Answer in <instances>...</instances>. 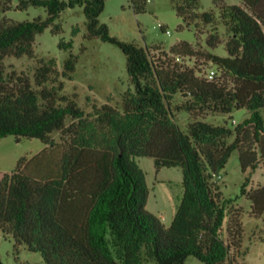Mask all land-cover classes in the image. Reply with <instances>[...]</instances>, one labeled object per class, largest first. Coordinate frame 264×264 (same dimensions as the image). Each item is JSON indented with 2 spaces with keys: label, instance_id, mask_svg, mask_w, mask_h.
Segmentation results:
<instances>
[{
  "label": "trees",
  "instance_id": "trees-1",
  "mask_svg": "<svg viewBox=\"0 0 264 264\" xmlns=\"http://www.w3.org/2000/svg\"><path fill=\"white\" fill-rule=\"evenodd\" d=\"M243 1L216 0L218 19L214 10L198 11L199 0H175L187 25L200 20L218 30L221 20L228 54L181 40L156 59L148 47L111 34L100 20L106 0H0V138L14 134L46 144L20 158L13 171H0V229L16 245L40 252L36 264H185L189 255L206 264H243L237 262L245 254L242 208L227 216L228 199L215 179L238 150L249 173L241 193L264 224V184L247 189L264 160V0ZM147 3L131 0L137 13ZM30 6H44L47 17L7 15ZM76 6H83L87 38L113 42L126 55L134 89L122 94L121 105L105 102L87 113L75 96L62 92L61 75L71 78L79 60L73 52L61 72L54 58L43 57L33 78L6 72V57L36 56L37 34ZM222 41L219 32L208 34L209 47ZM59 46L72 48L73 41ZM201 56L216 67L213 78L196 65ZM184 57H195V64ZM178 93L183 100L173 103ZM241 107L250 115L235 127L199 116ZM182 110L191 115L186 129L176 119L175 111ZM142 156L154 158L157 169L183 168L184 194L169 226L146 207L150 190Z\"/></svg>",
  "mask_w": 264,
  "mask_h": 264
},
{
  "label": "rangeland",
  "instance_id": "rangeland-1",
  "mask_svg": "<svg viewBox=\"0 0 264 264\" xmlns=\"http://www.w3.org/2000/svg\"><path fill=\"white\" fill-rule=\"evenodd\" d=\"M229 4H243V0H225ZM18 0H14L16 4ZM214 10L220 19V10L216 0H199L198 11ZM7 15L17 20L34 19L37 16L47 17L44 6H30L27 9L12 8ZM100 20L109 26L111 34L123 40L133 41L140 46L148 47L152 56L158 59L169 52L171 47L181 40L191 42L197 48L227 55L225 42L229 34L225 25L218 20V30L212 24H205L198 20L187 25L183 17L178 14L175 0H148L147 10L137 13L131 0H106L105 8L100 14ZM161 24L166 29L161 28ZM59 26L60 29L55 28ZM78 32L74 33V28ZM55 29V30H53ZM169 30L170 32H167ZM217 31L222 36V43L217 47H209L208 34ZM86 15L83 6L69 7L63 10L53 24L43 32L38 33L35 41L36 56L5 58L6 72L17 71L29 74L32 78L39 59L54 58L56 66L61 72L64 61L70 52L79 56L75 72L72 77L61 75L64 81L63 93L76 97L78 103L89 113L94 105L100 106L105 102L121 105L122 94L134 87L130 82L127 71V58L123 50L113 42L104 41L99 37L87 38ZM61 40L73 41L72 48H61ZM181 59V58H180ZM190 65H194L195 57H184ZM204 74L215 68L211 61L205 57H198L197 64ZM51 86V83L49 84ZM183 100L181 93L176 94L173 103ZM264 117V107L261 109ZM179 125L186 129L191 120L189 112L175 111ZM250 115L246 107L235 108L231 113L204 111L200 117L215 124H224L235 127ZM71 121V118L68 120ZM58 141L59 132L54 133ZM234 136L230 137L233 141ZM46 144L39 138L20 137L9 134L0 138V171H13L20 158H31L44 149ZM139 162L144 168L149 187V197L146 207L159 215L164 223L169 226L181 203L184 194L183 168L181 166H163L156 170L154 158L149 156L139 157ZM249 173L243 171L238 150L230 156L226 167L216 176L220 185L222 199L225 200L227 216L234 207L242 208V221L244 226V240L242 249L245 254L237 257V262L243 264H264V239L260 238L264 227L260 217L251 215L252 202L247 195L241 193L243 182ZM264 184V160L252 173L247 189ZM227 217V218H228ZM40 252L31 251L25 244L16 245L12 235L5 234L0 229V264H36L42 261ZM185 264H206L195 255H189ZM224 264H229L228 261Z\"/></svg>",
  "mask_w": 264,
  "mask_h": 264
},
{
  "label": "built area",
  "instance_id": "built-area-1",
  "mask_svg": "<svg viewBox=\"0 0 264 264\" xmlns=\"http://www.w3.org/2000/svg\"><path fill=\"white\" fill-rule=\"evenodd\" d=\"M167 32H170L169 30H167ZM217 71L215 68H211L210 70H208L207 76L209 78H213L216 75Z\"/></svg>",
  "mask_w": 264,
  "mask_h": 264
},
{
  "label": "crops",
  "instance_id": "crops-1",
  "mask_svg": "<svg viewBox=\"0 0 264 264\" xmlns=\"http://www.w3.org/2000/svg\"><path fill=\"white\" fill-rule=\"evenodd\" d=\"M161 169H162V168H160V169H157V168H156L157 171H160Z\"/></svg>",
  "mask_w": 264,
  "mask_h": 264
}]
</instances>
